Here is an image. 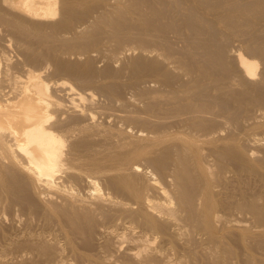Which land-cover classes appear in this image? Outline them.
<instances>
[{"label": "bare ground", "instance_id": "bare-ground-1", "mask_svg": "<svg viewBox=\"0 0 264 264\" xmlns=\"http://www.w3.org/2000/svg\"><path fill=\"white\" fill-rule=\"evenodd\" d=\"M5 1H6V3L8 2L10 6H12L13 8L16 9V10L14 9L15 10L14 12H17L16 15H17L18 19L16 17V20H15L14 19L15 16L10 15L11 18L13 17V19L15 21L14 22L12 21L13 23L11 21H8L9 25L7 24V21H5L6 24H4V25H6V28L8 26L10 28V30L13 31L14 37H16V41L15 40L14 41L17 42L18 46L17 45L16 46L19 47L20 50H18L19 55H18V51L16 52V54H15L16 57L13 56L14 54L10 56L6 50L7 49L6 46H9V44L8 43H5V44L2 43L3 47L0 46L1 47L0 48V65H1L0 68L2 67L1 63H3V65L5 64L4 66H7L6 68H8V69L12 70V68H13V70H14V67H15V69L18 68L21 71L19 70L20 74L18 73L19 71L17 72V75L14 78L13 86H12L11 90L8 91V90L0 89V220H2V221L3 220H9L10 221V219L7 215V214H9L12 217V221L16 222V223H14L11 221L10 225L12 226L13 225L12 223H14L16 225L19 223V225H17V227H19V226L20 227H19V229L14 228V231H9V230L3 231L4 229L6 230L8 228H4L2 226V229L3 228L4 229L2 230V232L0 230V260H3L5 255L9 256L8 255V253H9L10 255L12 254V258H14V259L9 260L8 259L9 257H8L7 260L8 261H17V262H20V264H22L21 261L24 259L30 260V258L32 257L31 259L33 260L34 256H35L34 257L35 261L37 259L36 256H45L47 258L49 257L53 264H63L65 262V259L69 258L68 264H70L69 263L70 262L69 260L71 259L70 255L74 254V256H77V255H75V253L81 251L79 249L80 247L78 248L76 246V244H77L76 241L78 242L79 239L76 240L75 232L73 231V224H75V221L73 222V219L80 218V216L82 218V216H84L85 218L87 217L86 218L87 221L84 220V222L86 221L87 225H88V222H89V224L93 223L94 219L96 220L94 223H96L98 220L100 221V224L97 223L98 228H99V229L97 228L98 229L97 235H99L98 240L99 239L102 240L105 237H108L109 234H111V235L114 234V236L117 235L118 236L117 238L121 241H123V240L126 241L128 238V240H129L128 243L130 242L128 245H130V246L127 249L130 252H128V251L127 252L130 255H132L134 257V259L136 258L135 260L138 261L139 264H152L154 261L156 262L159 259V257L164 259L162 261L163 264H164V262L169 263V262H172L173 260H177V262H178V259L180 260L181 257H184V259L182 258L183 260H180L181 262L184 260L186 261L185 256H187V251H184V248H186L187 245H185V243H187V240L188 241L190 240L189 242L191 244L194 243L191 241V239L189 237H188L189 238L188 239L187 238L188 235H186V231H187L186 227L188 225L191 226V224L189 223L190 221L196 220V221L200 222L201 228H200V226L199 227L197 226L199 223L197 225H196L195 221L193 223H195V227L197 226L198 228L201 229V230L199 229L200 231L204 230V232H205V234H207V236H209V237L211 236L212 237L211 239L215 238V234L219 233V230H218L219 228L225 226V225L222 226L223 225L222 221H224V219L221 220L222 210H220V209L223 206L221 208H218L219 205H221L220 202L224 203L221 201V196H222L221 190L222 189L219 187V184H218L219 182L217 181V175H216V168H218L217 167L218 165H216V164H219V162L216 163L217 162V161H215L216 157L214 158L215 153H216L215 156H218V155L221 156L223 153L220 154L221 153V151H220L218 154L216 151V146L218 145L217 140L219 139V136L217 134V131L219 132V130H218L219 126H218V128H217V126H214L215 125L214 121H215V123L218 122V124H219V121H217V120H219L218 118L220 117L219 115L221 113L218 114L219 108H218V112H217V104L223 103L224 101H222L223 98H221V96L218 93H219V89H221L223 87L226 88V84L228 83L227 77H226L227 82H226V80H224V78L222 79L223 76L220 77L214 73L213 74L215 76L214 75L210 76V74H209V76H207L208 79H205L206 77L203 78L204 76L203 77L201 76V78H200V75H204L207 71H205V73L203 74V71H201V68H200V70H198L196 72L193 71V73H191V71H189V72L187 71V73H186L185 70L190 69L187 67L189 64H184L185 61L183 63L182 60H180L178 58V56L177 57L175 56L174 58H169L167 56L168 53L167 54L163 53V51H164L163 48H162L163 49L162 52H158L156 49H152L153 47L150 48L151 50L147 49V50H150L148 52L156 54V55L155 54H153V55H155V58H158L157 61L163 55L161 57V60L162 61L164 60L163 62H165V59H162V58H164V56L166 55L165 57L167 60L176 63V64L173 63V66L171 65V67L174 68V69L173 68L172 69L175 72L176 71L179 72L178 69H180V68L181 69L186 68L185 70L182 71L183 75H180V74H177V72L176 73L174 72V74L176 76H178V79H176V80H175L176 77H173L174 75L170 74V76L168 77L166 75L167 73H163V75L164 74L166 75V77H167V78L165 77L166 79L162 78V80H161V76H159V75L158 76L155 75V76L157 78L159 77L160 79H155V80L150 79L151 81L160 85V87H159V85L152 84L156 87L158 86V88H159V89H157L158 96L161 98L164 97V99H166L170 102L172 101L173 107H174V104H176V105H177V103L181 104V110L178 108L180 112L175 111L176 109L174 110V108H175L174 107L173 110L177 114H174L172 117L170 115H166V114H165L166 116H164L163 114L167 113L171 109H169L168 107L166 108V106L165 107L162 106V108H163V111H162L163 116L162 117L163 118L160 116L162 119L161 120L162 124H160L161 127H159L158 129L155 127V130L151 129L152 132H150L148 134H147L148 129L147 130L144 129L147 132L144 133V135L142 134L143 136H141V134L136 133V134H138L139 139L138 138L134 139L133 137H129L130 131H128V128H127V131L129 133H127V134H129V136H128L129 140L127 138H125L124 136L127 135L126 134L127 131L124 128H126V126L124 128H122L123 130L118 129L117 132L121 131V136H123L122 132H123V134H125L123 137L126 139V141L123 139L122 144H123V146L125 145L126 147H124L122 149H125V148L126 149L122 150V151L118 150V151L113 152L111 150H108L109 148L106 149L107 147L106 148H103V147H105L107 145L112 146L113 144H115L112 141H114V142L118 141L117 139H116L117 141L111 140V139H113L114 136H118V135L113 134V133H117V132L113 129L112 126H111L112 131L109 130V129H111L110 127L108 129L109 132L104 131V130L106 129V127L108 128V126H105V125H108L107 123L110 121V118L113 115V113L115 114L114 110L117 108L113 109L110 106V108L114 112L112 110L111 111H107L104 109L101 110V108L104 107L103 104L105 102H107L108 100L102 103V101H104L106 99L103 97L104 98V100H103L102 98L99 97L100 95L104 96V95H111L110 93L113 94V92L108 91L107 90L108 88H106V85H108L110 83V81H109V83L108 82L105 83V81H108L109 78H107L108 80H106V77H104L105 81H103L104 79L102 78V76H104L103 74L105 73L106 69H108L110 67H109V65H107L108 64L107 63L105 65V67L103 65L101 66V67H103V69L102 68L100 69L99 67H98V69H96V68L93 69L94 68L93 64L95 63V60L98 63L97 58L99 57L98 56L99 54H101L102 57L101 56L100 57L103 58L104 60L107 59L108 60L107 62L110 61V62H114V63L116 62L117 63V62H119V60L123 59L127 55L130 57L131 55H129V54L131 52L134 53V51H136L134 49V47L125 46V47H123L124 49L121 47L122 51H120L119 48H117L118 50H115L116 47L114 48V46L119 45L121 41H119V44H118V42H116L117 40H114L117 43L114 45L115 42H113L112 39H114L116 36L114 37L113 35H115V34L117 35V33L113 34L114 32H112V27L108 26L110 24L107 25V23H109V22L104 23L110 29V32H109L108 31L109 29H107V27L105 26L106 27L105 29L107 30L108 35H109V33L112 32L113 35L112 34L111 35L114 38L107 36V38L109 37L110 40L104 39L103 42L101 39V42L103 44L101 43V45L99 46L98 49L96 48L97 46L92 49V50L95 49L96 53L99 52V54L97 55L98 57L95 56V54H94V57H97L94 61L92 60L94 63L92 62V64H89L86 61V63L91 65L93 68L92 67H91V69L88 68L89 70L84 71L83 73H79V72H74L72 70H69L68 68L67 69L61 68V66L56 67L57 63L54 60L56 56L52 51H51V53L49 52L50 46L49 47L45 46V47H47L46 49L49 50V51H47V53L48 52L50 54L53 53L52 56H55V57H52V56L50 57L49 56L50 54L47 56L45 53L44 54L46 56L41 54L43 56V57H41L39 55L41 50H38L37 53L35 51L33 52V50H31L32 48H30V46H32V44L34 45V43H33L34 40L32 39L33 42L30 40V38H32L33 36H29L28 39L24 37V34L29 33L31 30L35 31L34 33H38V35L39 34L42 36L44 35L47 38L50 37V39L51 38H53V39L54 38L55 39L66 38L65 40H68L69 39L68 36L70 34H72L74 36L78 35L80 37V35H83L86 32V30H91L94 25L100 24L101 21H103V20L105 21V19L106 18L108 19V17L110 15H111L110 18L113 17L115 13L114 14L112 13L114 10L111 12L112 9L110 7L112 5L109 7V6L105 5V3H103L102 5H104V6H102L100 9H98L95 13L93 11H95L96 8L95 9L91 8L92 12L94 14L89 13V14H92L90 17L79 20L78 22L77 21L74 22L73 20L75 18L72 20L68 16L71 13L70 11H69L70 13H68L69 6L74 0H5ZM76 1L78 2L79 0H76ZM178 1H180V0H177V2H176L177 5L180 4V2L182 0L180 2H178ZM190 1L193 3V5L190 4V6L192 7L191 10L195 14H197L194 11V10H196V9H194L196 6H197V11H199V13L205 12L207 14H212V16H209V15L207 16V14H206L205 15L206 17L199 14L198 16L200 17V15H201L203 17L202 18L203 20L200 18L202 21L199 22L200 21V19H199L198 22L195 21V23H198V24H194L193 21H189L191 19L189 17L191 14L189 11L190 8L188 10V8L186 7L187 10L189 11V13L187 11L189 16L185 12L187 17L189 18V19L187 18L188 19L187 21L189 23L193 22L190 24L187 23V25H189L188 28H191L190 29L191 31L193 29H196V28H200V29L202 27L206 28L205 26H207V28L210 27V29L215 30L214 25H216L215 24L216 19L221 20L222 18H223V22H224V19H225V21L226 20L231 21L230 26L236 27V31H237L239 19H237V21H238V22L236 21L237 23L233 24L234 20L236 18L230 17V15L236 14L237 16L236 15L235 16L238 17V15H239L238 13H241V12L246 13L247 11L250 10L248 5L251 2L252 3L255 2L254 0L253 1L252 0H244V1L243 0H190ZM257 1L259 2L261 0H257ZM80 2L81 1H79V3H77V4H82ZM85 2H87V1H85ZM93 2H94V0H93ZM147 2H149V1H147ZM173 2H174V0H173ZM87 3H88V5H86V6H88V7H90L92 5V3H91V5L89 6V2H87ZM101 3H100V5H101ZM157 3H159V2H157ZM196 3H198V4L196 5ZM259 4H261V3H259ZM73 5H75V4H72V6ZM93 5H95V4H93ZM168 5H170V4H168ZM250 5H252V4H250ZM254 5H257V4L253 3L252 6H254ZM76 6H78V5H76ZM81 6H84V5H81ZM121 6L122 5H120V7ZM133 6L134 5H132V7ZM185 6H187V4ZM261 6H262V4H261ZM74 7H72V9ZM78 7H80V5ZM115 7L116 6H114V8ZM152 7L153 6H151V8ZM171 7L172 6L170 5V8ZM85 8H82L81 11L83 9L85 10V12L87 11V9L89 10V8H87V9H85ZM155 8H153V10H155ZM180 8H181V5H180ZM180 8H178V9H180ZM255 9L258 10V8H255ZM261 9H262V7H261ZM2 10H4V9H2ZM2 10H0V12ZM70 10H71V8H70ZM115 10L117 11L118 9H115ZM123 10H125V9H123ZM176 10H177V8H176ZM120 11H121V9H120ZM183 11H185V9ZM261 11H263V9ZM74 12L76 13V10ZM252 12H254V15H255L256 10L254 11L252 9ZM73 13H71V16H73ZM75 13H74V15H75ZM77 13L79 15V11ZM176 13L178 14V11H176ZM181 13H183V12H181ZM8 14H9V12L5 15L8 16ZM80 14H82V13H80ZM86 14H88V13L86 12ZM132 14H135V13H132ZM151 14H152V12H151ZM179 14H180V12H179ZM195 14H193L194 17L196 16ZM261 14H260V18L262 16ZM78 15H76V16H78ZM123 15H122V17H123ZM142 15H143V13H142ZM182 15H185V14L183 13ZM254 15H253V17H254ZM257 15L258 14L256 13L255 16L257 17ZM2 16H4V14ZM2 16L0 14V18ZM115 16L117 17V15H115ZM246 16H248V15H246ZM251 16H252V14H251ZM251 16H248V18L244 17L242 24L246 23V24H248V26L249 25L251 26V23H252V25L255 26V28H256L257 27L256 25L259 23L256 21V19H258V18L254 17V20H255L254 21V20H252ZM73 17H75V16H73ZM159 17L160 16H158V20H159ZM8 18L10 20H13L10 17H8ZM19 18L21 19L20 20L21 22L19 21ZM123 18H125V16ZM240 18H242V17H240ZM260 18H259V20H260ZM9 19L6 18V20H9ZM112 19H115V18L113 17ZM112 19H108V21L110 20V23L112 21L114 22L115 20H112ZM116 19H118V18H116ZM261 19L263 21H260V22H264V18H261ZM154 20L157 21L156 19H154ZM165 20H163V21H165ZM174 20H175V18H174ZM2 21H3V19H2ZM118 21L119 20H117V22ZM182 21H183V19H182ZM133 22H134V20H133ZM151 24H154V23L151 22ZM173 24H174V22H173ZM10 25H11V27H10ZM100 25H103V23H101ZM112 25H113V23L111 24V26ZM116 25H113V26H116ZM144 25H145V23H144ZM161 25H163V24H161ZM240 25H239V28H240ZM243 25H242V27H243ZM258 25H260V24H258ZM91 26H92V28H91ZM96 26H94V28ZM133 26H135V25H133ZM175 26H177V25H175ZM250 26H249V28H250ZM89 27H90V29H88ZM97 27L99 28L100 26H97ZM103 27H104V25H103ZM126 27L127 26L125 25L124 28H126ZM227 27H229V26L227 25ZM261 27H263V26H261ZM100 28L102 29V27H100ZM120 28H122V26L119 27L118 30H116V31H120L119 30ZM99 29H97V30H99ZM101 29H100V31H101ZM114 29L115 28H113V30ZM153 29H154V25H153ZM162 29L163 28H161V30ZM172 29H174V28H172ZM251 29L254 30L253 27L250 28V30ZM106 30L103 31V29H102V32H106ZM123 30L126 32L125 29H123ZM123 30H121V31H123ZM128 30H130V29H128ZM136 30L137 29H135V31ZM262 30L263 29L258 31L255 29V31H253V32L251 30L250 32H252L253 37H249L248 39H246L248 42L247 44L251 45V47L254 48L255 50H259L261 47H264V33H261ZM180 31H181V28H180ZM191 31L188 33H192ZM204 31H202V32H204ZM92 32H94V29L92 30ZM125 32L124 33L122 32L123 35H125ZM132 32H131V34L135 33V32H133V33ZM165 32H166V29H165ZM193 32H196V31H193ZM240 32H241V30H240ZM89 33H91V31ZM122 33H121V35H122ZM158 33H160V32H158ZM197 33H199V32H197ZM210 33L213 34V32H209V33L207 32V34H208L207 38L208 39H205V40H208L211 43V42L215 41V37H214L215 35L211 34V36L214 37V41H212L213 37L209 38ZM93 34H94L93 36H95V33H93ZM97 34H99V33H97ZM102 34H100V35H102ZM30 35H33V34H30ZM40 35H39V37H42ZM121 35L119 37H121ZM128 35H129V31H128ZM192 35H194V34H192ZM223 35H225V34H223ZM74 36H72V37L74 39H77V37H74ZM84 36L85 35H83V37ZM93 36H90V37L92 38ZM136 36H138V35H136ZM151 36H152V34H151ZM246 36L248 37V35H246ZM39 37L37 36L38 39H39ZM83 37L81 38V40L83 39ZM90 37H89V39H90ZM95 37H97V36H95ZM117 37H118V35H117ZM10 38H11V36H10ZM139 38H140V36H139ZM185 38H187V37H185ZM205 38H206V36H205ZM38 39H36V40L39 43L41 41V38L39 40ZM44 39L46 40V42L47 41L50 42L49 38H48V40L46 38H43L42 40H44ZM53 39H52V43L55 42V43H57V46H58L59 43L56 42V40L53 41ZM86 39H87V37H86ZM218 39H221V38H218ZM118 40H119V38H118ZM190 40H191V38H190ZM197 40H194V41H197ZM7 41H8V39H7ZM63 41L64 40H62L61 42H63ZM84 41H86V40H84ZM87 41H89V40H87ZM126 41H127V39H125V42ZM131 41H133V40H131ZM142 41H145L143 39V37H142ZM151 41H153V40H151ZM184 41H186V40L184 39ZM201 41H203V39ZM217 41L218 40H216L215 42L217 43ZM37 42L35 41V43H37ZM59 42H60V39H59ZM67 42L68 41H66V43ZM78 42H82V41L79 40ZM78 42H76V43H78ZM128 42H130V40ZM135 42H134V44L136 45ZM192 42H191V44H192ZM218 42H220V40ZM71 43L72 42H70V43L68 42L67 44L70 45ZM122 43H124V42H122ZM122 43H121V45H122ZM187 43H189V42H187ZM202 43H204V42H202ZM202 43L200 42L201 45H202ZM210 43H209V45H210ZM222 43H224V44H222ZM222 43H220V44L221 45L229 44V41L226 43H225V41H223ZM42 44L45 45L46 43L45 44L42 43ZM94 44H95V41H94ZM94 44H91V45H94ZM146 44H148V42ZM212 44L213 43H211V45ZM43 45L41 46V42H40V45L37 44L38 49H42ZM50 45H53V44H50ZM60 45H61V43H60ZM62 45L65 46L64 43ZM62 45H61V47H63ZM77 45H79V44H77ZM145 45L143 47H145ZM209 45L205 44L204 47L209 48L210 47ZM255 45H257V46H255ZM39 46H41V47H39ZM169 46L171 47V45H169ZM34 47H36V46H34ZM54 47H55V45H54ZM212 47H214V46H212ZM224 47L226 48V46H224ZM248 47L249 46H247V48ZM64 48L65 47H63L61 49L63 50ZM66 48H65L66 51L70 50V49H68L69 46ZM74 48L75 47L73 45V48H71V49H74ZM76 48H77V46H76ZM229 48H231V47H229ZM33 49H35V48H33ZM50 49H52V48H50ZM78 49H79V47H78ZM87 49L90 50L91 48H87ZM87 49L83 48L82 50L86 51ZM96 50H98V51H96ZM235 50L236 49H234V51H233L234 53H233L231 59L233 58V56L235 57V59L237 61V69L240 71L239 75L238 74L236 75V73H238V72L235 71L236 72L235 76L238 78L241 74V80H243L244 82H250V83L255 82V84H253V83L252 84L257 85V87H259L258 84L260 85V84L264 83L263 82L264 79H263V81L261 79V78H264V66L262 67L260 65V64H262L261 62H263V64H264V51L261 52L262 56H261V53L259 54L260 56L259 55L257 56V55H255V53L253 55V52H255V50L254 51L252 50L253 52L251 53V56L253 55V57H249L248 54L246 55L245 52L240 51V48H239V50H236V51ZM248 50H246V51H248ZM43 51H44V49L42 50V52ZM55 51H56V49L54 50V52ZM64 51H63V54L66 53V51L65 52ZM71 51L73 52V50H70L69 53ZM76 51L77 50H75V52ZM78 51L80 52V50H78ZM141 51L142 50H140V52ZM224 51H226V50H224ZM45 52H46V50H45ZM57 52H58V54H59V52L61 54L62 51L58 50ZM212 52L210 51V53H212ZM250 52H248V53L250 54ZM76 53L78 54V52H76ZM86 53L80 52L79 53V54H81L80 57H83L82 54L85 55ZM89 53H91V52H89ZM136 53L137 52L134 53L135 56L137 54L140 55L139 53H137V54ZM145 53L146 52L144 50L143 55ZM75 54H74V56H75ZM146 55H149V54L146 53ZM171 55H169V56H171ZM174 55H175V53H174ZM225 55L228 56L229 54H225ZM69 56L71 57L72 55L70 54ZM86 56H85V59L86 58L89 59L88 53L86 54ZM182 56L183 55H181V57ZM188 56H189V54H188ZM230 56H231V54H230ZM255 56H257V57H255ZM58 57H61V56H58ZM62 57H63V55H62ZM64 57H63V59H64ZM66 57H68V55ZM70 57H69V60H70ZM76 57H77V55H76ZM76 57H75V59H76ZM131 57H130V59H131ZM171 57H173V56H171ZM223 57L221 56V58H223ZM52 58H54V59H52ZM152 58H154V57H152ZM175 58H177V59H175ZM221 58H219L220 62H221ZM60 59L62 60V58H60ZM90 59H92V58L90 57ZM134 59H135V57H134ZM77 60H79V59H77ZM100 60L102 61V59H99V61ZM125 60L126 59H124V61ZM187 60H189V59H187ZM212 60H213V58H212ZM225 60H227V58ZM232 60H234V58ZM56 61L58 62L59 60H56ZM65 61H67V60H65ZM160 61L157 63L159 64ZM236 61H235V63H236ZM70 62H73V61H70ZM172 62H169L168 65L171 64ZM120 63H123V61ZM154 63H153V65H154ZM231 63H230V65H231ZM68 64L71 65V63H69V62L67 63V65ZM101 64H104V63H101ZM206 64H208V62ZM209 64H211V63H209ZM61 65L63 66V64H61ZM74 65L75 64H73V66ZM89 65H87V67H90ZM95 65H96V63H95ZM153 65L151 67H153ZM168 65H166V68L168 67ZM227 65H228V63H227ZM82 66H84V65L82 64ZM114 66L111 67V69L114 68ZM116 66H117V68L119 67V65H116ZM116 66H115V68H116ZM135 66L136 65H134L133 68ZM193 66H194V64H193ZM260 66L263 68L262 70H260ZM54 67H55V69H54ZM59 67L61 69H58ZM65 67H66V65H65ZM75 67H76V65H75ZM78 67L80 68L81 66H78ZM123 67H124V65H123ZM130 67H129V69H131ZM163 67L165 68V66H163ZM126 68H128L127 65H126ZM140 68H141V66H140ZM140 68H139V70H140ZM162 68L159 67V69H155V70L157 71V73H161L160 69L162 70ZM116 69L114 70L115 72L113 71L114 73L113 72H111V73H113V76L117 77L119 74L117 75L118 70H116ZM147 69H148V67H147ZM172 69H171V71H172ZM234 69H236V68L234 67ZM17 70H15V71H17ZM126 70L127 69H125V71ZM155 70L153 69L152 71H155ZM107 71H106V73H107ZM141 71H142V69H141ZM169 71L170 70H167V72H169ZM229 71H231V69ZM80 72H82V71H80ZM122 72H124V70H122ZM147 72H148V70H147ZM162 72H163V70H162ZM209 72L212 73L211 71H209ZM131 73H132V71H131ZM157 73H155V74H157ZM233 73L234 72H232V74ZM101 74H102V76H101ZM184 74L185 75L188 74L187 79H185V77L183 78ZM163 75H162V77H163ZM95 76H99L103 80H100L99 78L97 79V77L95 78ZM116 77H113V78H116ZM133 77H134V75H133ZM232 77L233 76H231V78L229 77L230 83L235 84L238 79L236 77H233V78ZM113 78H111L110 80H113ZM259 79L263 83H260ZM125 80H127V79H125ZM115 81H117V80L114 79L113 82H115ZM118 81H119V79H118ZM145 82H147V80ZM145 82H144V84H145ZM237 82H239V83L242 82V81L240 82V77H239V80ZM244 82H242L243 83L242 85L245 87V84L247 85V83L244 84ZM130 83H132V82H130ZM195 83H196V85H193ZM112 84H111L112 88H113L114 84L117 86L116 83H112ZM119 84H122V83H118V86H121ZM138 84H140V83H138ZM108 86L110 87V85H108ZM136 86L140 87L139 85H137V83H136ZM232 86H234V85H232ZM235 86H236V84H235ZM249 87H251V84ZM261 87H263V86H261ZM143 88L141 87V89L139 88L138 90H142ZM233 88H231V89H233ZM135 89H137V88H135ZM228 89H229V86H228ZM242 89H244V88H242ZM251 89H249V90L251 91ZM114 90H115V88L113 89V91ZM120 90H121V88H120ZM138 90H136V91H138ZM155 90L153 89L154 92H155ZM252 90H256V89H252ZM123 91L121 92V94L123 93ZM119 92H116V93L118 94ZM139 92L141 93V91H139ZM144 92H147V90H145ZM238 92H240V91H238ZM146 94L147 93H144V95H146ZM148 94H149V92H148ZM114 95L117 96L116 94H114ZM114 95L112 97H115ZM141 95H139V96H141ZM112 97L108 96L107 98L112 99ZM143 97L144 96H142V98ZM255 97H254V99H255ZM161 98H159V99H161ZM219 98H221L222 102L220 101ZM122 99H124V98H122ZM244 99H247V98H244ZM251 99H252V97H251ZM115 100H117V99H114V101ZM249 100H250V97H249ZM117 101H115V102H117ZM247 101H248V99H247ZM109 102H110V100L108 101V104H109ZM156 102L157 101H155V103ZM110 104H112V103H110ZM115 104H118V102ZM115 104H113V105L115 106ZM161 104H162V102H161ZM109 105H108V107H109ZM119 105L120 106H118V107L122 108L121 106L124 105V103H122V105L121 104H119ZM129 105L130 104H128V107H129ZM177 107H178V105H177ZM129 108L128 109L131 110V107H129ZM123 109H126V108L120 109V112ZM105 112H107V113H105ZM127 112H130V111H127ZM123 114H125V113H123ZM129 114L125 115V116L128 117ZM131 114H132V112H131ZM133 115H134V113L132 114V116ZM141 115H143V114H141ZM144 115H143V118H144ZM258 115L259 116H256V117H261L264 114L260 115L258 113ZM120 116H122V115L120 114ZM169 116L171 118V119L169 118L170 120L168 119ZM194 116L197 117V119H198V117H201L202 119L200 118V120L204 119L202 121V123L205 122L206 120H207V122H208V120L211 122V120L213 119L214 121H212L213 122L212 127H210V128L204 127L203 128V126L205 125L206 122L204 124H202L203 126H201V125H199V121L197 119L192 118ZM101 117L103 119H101ZM114 117H115V115L113 116V118ZM135 117L136 118L138 117V119H139L138 121H140V119L143 121V119L141 117L139 118L138 114H137V116L135 115ZM153 117H154V120H156V116H153ZM122 118H124V117H122ZM133 118H134V116H133ZM173 118H175V119H173ZM125 119L128 120L126 117H125ZM131 119H132V117H131ZM132 120H135V119H132ZM158 120L159 119H157L156 122ZM114 121L116 122V120H114ZM142 121H141V123H142ZM146 121L148 123L152 122V120L149 122L148 119ZM145 122L143 121V123H145ZM154 122H153V124H154ZM159 122L160 121H158V123ZM111 123L112 124H109V126L114 125L113 122H111ZM116 124H118V123H116ZM208 124L206 123V125H208ZM146 125L145 126L143 125V126L146 127ZM157 125L158 124L153 125V128H154V126H157ZM162 125H163V127H162ZM210 125H211V123H210ZM150 127H148V128H150ZM124 130H125V133H124ZM135 131L137 132L136 129H135ZM102 132L103 133L107 132V134L108 133L110 134V132H111V134H113V137L111 134H110L111 136H107L105 134L109 138L112 137V138H110V141L113 143L112 145H110V143L107 142L109 138L108 139L105 138L106 140H104V138H102V139L98 138V142L100 141L101 144L103 143L100 146H103V147L102 148L97 147L99 145H96L97 143L95 141L96 140L95 137H100V138L106 137ZM133 133H135V132H132V134ZM102 134H103V136H102ZM136 134H134V135H136ZM97 135H99V136H97ZM118 137H115V138H118ZM134 137H136V136H134ZM130 138H132V139H130ZM221 138H222V136H221ZM259 138H258V140L260 141ZM121 139H119V141ZM118 144H120V143H118ZM118 144H115V145H118ZM115 145H113V146H115ZM113 146L110 149H112V150L114 148L119 149V147H120V146L119 147L117 146V147L113 148ZM121 147H122V145H121ZM121 147H120V149H121ZM218 149H219V147H218ZM98 152H100L101 156H99L97 154ZM244 159L246 160L245 157H244ZM216 160H218V159L216 158ZM143 162H145L144 164H146L148 162L149 165H151V169L149 168L150 166L149 167L144 166ZM108 165L109 166L111 165L110 169H109V167H107ZM251 171H252V169H251ZM96 173L100 174V177L102 175L101 178L104 180V183H103L105 186L104 189L101 187L98 188V181L99 180H97V174ZM8 175L10 176V178H8ZM11 175L12 176L14 175L13 177L16 178V180H15L16 182L22 183L26 187H27V185H25V184H28V186H29L28 188H30V187L32 188V194L30 191V194H28V196H29V198H31V195H32L36 199L35 200L36 205L33 206V203H31L34 209L32 208L31 205L26 206L23 203V201L26 200L25 196L24 197L22 196L23 193L21 191H23V190L20 191L18 188L12 187L13 185L12 186L10 185L8 180L11 179V177H12ZM4 176H6V177H4ZM100 177L98 176V178H100ZM6 178H8V179H6ZM218 178L220 179V177H218ZM13 180H14V178L11 181H13ZM79 180L85 181L86 183H89L90 187H92L93 190L91 188L87 191L82 192L83 190L81 191L80 188H78L79 186L77 187V183L79 182ZM15 181H13V182L15 183ZM80 182H79V185H80ZM19 183H18V185L20 186ZM22 184H21V186H23ZM220 186H221V184H220ZM24 194H25V192H24ZM27 200H29V199H27ZM30 200L32 201V199H30ZM30 200L28 202H31ZM222 205H224V204H222ZM237 205H239V204H237ZM35 206L37 207V209L35 208ZM257 210H260V209H257ZM35 217L39 221L41 220V222H43V223L40 222L39 225L42 226V224L43 225L45 224L44 227L37 229L36 226H38V225L35 224L36 225V226L34 225V227L36 228L35 229L32 226L31 222ZM229 218L231 219V217H229ZM218 221L222 222V223L220 222L222 224L221 226H220V224L218 225ZM225 221H227V220H225ZM235 221H237V220H235ZM72 222H73V224H72ZM4 223H6V221H4L3 224ZM7 223H10V222L7 221ZM21 223L23 224V226H21L22 225ZM34 223H38V222L34 221ZM1 224H2V222H1ZM86 224H85V226H86ZM216 224L218 226V229H217L218 232L214 233V229L216 231V228H215ZM225 224H226V222H225ZM116 225H118V226H116ZM80 226L81 225H79V226L76 225V227H78L79 230L81 229ZM192 226H194V224ZM192 226L190 227V229L195 230L194 227L192 229ZM229 226H232V225H229ZM241 226H242V224H241ZM8 227H10V226H8ZM13 227H12V230H13ZM38 227H40V226H38ZM242 227H244L246 229V226L243 225ZM190 229H189V233H190ZM227 230L228 229H226V232H227ZM248 230H246V231H248ZM243 231H241V233ZM204 232H202V233L200 232V233L204 234ZM226 232H224V233H226ZM227 233H230V232H227ZM198 234H197V236H198ZM246 234H247V232H246ZM262 234H264V233H262ZM190 235L191 234H189V236ZM219 235H221V233ZM234 235H235V233H234ZM243 235H245L244 232H243ZM243 235H240V233H239L238 238L240 236V239H242V240H244L246 238H248L247 240H249L250 237L245 238V237H243ZM249 235L250 234L248 233V235H245V236H249ZM191 236H193V234ZM197 236H194V237H197ZM205 236H204V242L206 239ZM218 236H216V238ZM229 236H231V235H229ZM258 236H256V237L258 238ZM198 237L197 238L199 240L203 239L201 236H198ZM209 237H207V239ZM251 237H252V235H251ZM197 238L195 240L194 245L197 243L196 242ZM216 238L213 240L210 239L213 243L211 241H209L213 244L214 248L212 249L209 246H207V248L208 247L210 248V250L208 248L210 254H211L210 251L214 250L213 252L218 253L219 256L217 254L215 255V253H214V255H211V256H214V258H213L214 260L212 259L213 262L211 261V259H209V260L213 264H214V261L217 260L216 261V263H217L218 258H215V257L218 256L220 259L219 262L220 261L223 262V260H224L225 262H227V264H230L231 260H228L230 258L227 259L229 261V263H228V261L226 260V256H225L228 253L227 254L225 253L226 251H225L224 244H227V243L223 242V240H226L227 238L224 237L225 239H223V237H222V239H223L222 240L223 243L221 242L222 244H220V242L218 244V241H220L221 238L218 237L219 238L218 240ZM234 238H235V236H234ZM261 238H262V235H261ZM192 239H194V238H192ZM207 239H206V241L208 242L209 239L208 240ZM228 239L226 240V242L228 241ZM100 240L98 241L99 242L98 245H100V243H101ZM105 240H102V242L105 243ZM234 240H236V239H234ZM242 240H240V243ZM247 240H245V241H247ZM259 241H261V240H259ZM111 242H113V241H111ZM200 242H201L200 245L202 246L201 248L205 249L203 251L204 254L207 255L208 252L206 253V251H208V250H206L207 249V248H205L206 245H204L206 242L203 244L205 247H203V245H202L203 240L202 241L200 240ZM235 242H237V241H235ZM242 242L245 244L244 241H242ZM106 243H108V242H106ZM109 243H110V241H109ZM123 243H122V247H123ZM261 243H260V245H261ZM61 244L63 247H61ZM169 244L172 246L174 245L175 247L174 248L172 246L169 247ZM187 244L189 245V243H187ZM206 244L209 245V243H206ZM248 244H249V242L247 243L246 246L245 245L244 246L250 247L251 244L250 245H248ZM77 245H80V244H77ZM109 245H111V243ZM194 245H193V247H194ZM197 245L199 246L198 243H197ZM218 245H222L224 247V250L221 251L222 248L220 249L219 248L220 246L218 247ZM238 245L240 246V244H238ZM113 246L114 245H112V247ZM118 246L120 247L121 244H119ZM118 246L116 244V248ZM263 246H264V244H263ZM50 247L52 248V250L51 251L47 250V248H50ZM65 247H68V249L70 247L71 251H68V253L72 252V253H70L69 256L67 255L68 256L67 258H66V253H65L67 251H66ZM122 247H121V249H119V251L123 249ZM176 247H177V249H176ZM178 247H181V248H178ZM191 247L188 246V250L190 249V251H191ZM227 247H228V245L226 246V248ZM245 247H244V249H245ZM104 248H107V247L104 246ZM116 248H114V249H116ZM169 248H173L175 250H173V249L170 250ZM199 248H200V246H199ZM229 248L230 247H228V249ZM231 248H233V247H231ZM236 248H235V251L238 250V249L236 250ZM101 249H103V248H101ZM107 249L109 250V248H107ZM241 249H242V247H241ZM45 250H47V251H45ZM126 250H124V251H126ZM195 250H198V249L192 248L191 253H193ZM246 250H247L246 252L248 254L245 253V250L243 252L246 254L244 256L247 257V256H249L250 252H249V248ZM95 251H97V250H95ZM119 251H118V253H119ZM190 251H188V253ZM91 252H90V254L84 253L83 256L86 255V257H83L80 253V257L81 256L83 257V263L82 264H88V263H84V261H86L89 258L87 256H90ZM112 252H113V250H112ZM116 252H117V250H116ZM184 252L186 253V255H183ZM196 252L198 253L199 251H196ZM234 252H233V254L237 253V252L236 253H234ZM110 253H111V251H110ZM110 253L109 252L106 253V251H105V254L104 253H102V254L107 255L109 257L110 255H108V254H110ZM113 253L111 255H112V257H115V259L113 258L114 260L120 259L119 254H118L119 258H116L117 253H116V255H114L115 253L114 254ZM202 253L200 252V254H196V255L189 254L191 256L189 257V255H188L187 257L191 258L192 256L193 257L197 256V255L201 256ZM230 253L231 252H229V254ZM76 254H78V253H76ZM102 254H100L101 256L98 254L99 257L103 258ZM124 254H125V252H124ZM174 254H176L180 258L176 257ZM204 254H203V256H204ZM233 254L231 253L230 255H233ZM122 255H123V253H122ZM130 255L129 256L127 255L128 258L130 257ZM173 255L176 258H174ZM228 255H227V257H228ZM199 256H198V258L196 257V259L195 258L193 259L194 264H197L195 261L197 259H201V260H199L200 263L202 262L204 264L205 261L202 259H204V257H207V256H204V257L203 256L199 257ZM208 256H210V255H208ZM45 257H43V258H45ZM122 257L120 259L121 261L119 260L120 263L122 262ZM246 257H245V259L248 258L247 260H249L251 258V256H250V258L249 257L246 258ZM43 258H42V261H43ZM94 258H96V260L100 259V258L97 259V257H94ZM126 258L127 257H125V259ZM221 258H222V260H221ZM5 259H6V257H5ZM18 259H19V261H18ZM72 259L75 260L74 258H72ZM89 259L90 260H87V261H90V263H91L92 258H89ZM113 259H112V261H113ZM125 259H123V264L125 263V261H126V264L127 263L129 264L130 261H127L129 259H127V260H125ZM134 259L130 258V260H132V261ZM259 259H261V258H259ZM263 259L261 261L260 260L259 261L262 262ZM29 260L27 261L28 263H29ZM46 260H48V259H45V261ZM96 260H95V262H96ZM102 260L103 259H100V262ZM191 260L192 259H190V260L188 259L189 262ZM205 260H206V258H205ZM51 261H48V262H51ZM80 261H82V260H80ZM109 261H111V260L109 259ZM250 261H253V258H251ZM23 262H26V261H23ZM38 262H40V258H39ZM38 262H36V264H38ZM92 262H94V261L92 260ZM95 262L93 264H95ZM117 262H115V263L117 264ZM189 262H188V264L191 263V262L190 263ZM225 262L223 264H225ZM233 262H234V260H233ZM233 262H231V264H234ZM254 262H256V260ZM254 262H252V263H254ZM260 262H258V263L260 264ZM1 263H3V262H0V264ZM26 263H23V264H26ZM42 263H44V262H42ZM45 263H47V262H45ZM97 263H99V260ZM134 263H135V261L131 264H134ZM157 263H158V261H157ZM182 263L185 264L186 262L185 263L182 262ZM111 264H113V263H111ZM153 264H155V263H153ZM158 264H160V263H158ZM175 264H176V262H175ZM177 264H179V263H177ZM191 264H193V263H191ZM219 264H222V263H219Z\"/></svg>", "mask_w": 264, "mask_h": 264}, {"label": "rangeland", "instance_id": "rangeland-1", "mask_svg": "<svg viewBox=\"0 0 264 264\" xmlns=\"http://www.w3.org/2000/svg\"><path fill=\"white\" fill-rule=\"evenodd\" d=\"M75 1V2H74ZM71 4H70V6H69V9H68V13H73L75 10H76V13L79 11V15H78V13L76 14L75 12V15H74V13H73V16H75V17H73V16H71V13L68 15L69 16V18H71L74 22L75 21H79V20H82V19H84V18H88V17H90L92 14H89V13H95L98 9H100L102 6H104V5H102L103 3H105V5H107V6H111L110 8L112 9L111 10V12L114 14V18L115 19H112L113 17H111L110 18V16L108 17V19H112V20H115L114 22L112 21L111 23H110V20L108 21V19L106 20L105 19V21L103 20V21H101V23H103V25H104V27H103V25H100V24H96L97 26H100V27H102V29H103V31H105L106 29V27H107V29H109V27H112V32H114L113 34H115V33H117V35H118V37H117V35L115 34V35H113L112 34V32L111 33H109V35H108V32H107V30H106V32H102V29H101V31H100V29L96 26V25H94V26H96L95 28H94V26H93V28H92V26H91V30H86V34L84 33L83 35H85L84 37H83V35H80V37L78 36V35H72V34H70L69 36H68V40H65L66 38H57V39H53V38H51L50 39V37H48L49 39H50V42L49 41H47L46 42V40L44 39V40H42L43 38H46L47 40H48V38L46 37V36H42V35H40V36H42V37H39V35H38V33H34L35 31H28L30 34H33V35H30L29 33H25L24 34V37L25 38H29V36H33L32 38H30V40L32 41V39L34 40V45L32 44V46H30V48H32L31 50H33V52L35 51L36 53L38 52V50H41V52H42V50L44 49V51L41 53L40 52V56L41 57H43L41 54H43L44 56H48L50 53H51V51L55 54V56H52V54H50L49 56L51 57H55V59L54 58H52V59H54L55 60V62L57 63V66L56 67H58V66H61V68H65V69H69V70H72V71H74V72H79V73H83L84 71H87V70H89L88 68H90L91 69V65H89V64H92V62L99 56H101V54H99V52L98 53H96L95 52V49L94 50H92L93 48H95L96 46V48L98 49L99 48V46L101 45V43L103 42V40L105 39V40H110L109 39V37L107 38V36H110V37H113L114 39H112L113 40V42H115L114 40H117L116 42H118V44H119V41H121L120 42V46L119 45H116V46H114V48L116 47V49L115 50H118L117 48H119L120 49V51H122V48L123 47H125V46H127V47H130V46H132V47H134V49L136 50V51H134V53L135 52H137V53H139L140 55H138L137 53V55L135 56L134 55V53L133 52H131L129 55H131L130 57H131V59H130V57L127 55V56H125L123 59H121V60H119V62H107L108 60L107 59H103V58H97V61H98V63L96 62V60H95V63H96V65H95V63L93 64V69H98V67L101 69H103V67H101L102 65L105 67V65L107 64V65H109V67L110 68H108V69H106V71H107V73H106V71H105V73L103 74L104 76H102V74H101V76H102V78L104 79H102L101 77H99V76H95V78L97 77V79L99 78L100 80H103V81H105V78L104 77H106V80H108L107 78H109V80L108 81H105V83L106 82H108L109 83V81H110V83L108 84V85H110V87L108 86V85H106V88H108L107 90L108 91H111V92H113V94L112 93H110L111 95H100L99 97L100 98H102L103 100H104V98L106 99V100H104V101H102V103L103 102H105V101H109L110 100V102H109V104L110 103H112V104H108V101L107 102H105L103 105H104V107L103 108H101V110L102 109H104V110H107V111H111L112 109L111 108H113V109H115V108H119L118 110L117 109H115L114 111H115V114L113 113V115L111 116V118H110V121L111 122H113V124L114 125H110L109 126V124H112L110 121L107 123L108 125H105V126H108V128L106 127V129L104 130V131H108V129H109V127L111 128V129H109L110 131H112V127H113V129L117 132L118 131V129H120V130H123L122 128H124L125 126H126V128H124V129H126V131H127V128H128V131H130V133L127 131L126 132V134L127 133H129L130 134V136H129V134H127V135H125V134H123V132H122V135L125 137V138H127L128 140H129V138H128V136L129 137H133L134 139L135 138H138V134H141V136H143L144 135V133H146L147 131V129H148V132H147V134L148 133H150V132H152V130L151 129H154L155 130V127L158 129L159 127H161V125L160 124H162V122H161V117L164 115V116H166V115H170L171 117L174 115V114H177L175 111H178V112H180L179 111V109L181 110V104H179V103H177V105H178V107H177V105L176 104H174V107H173V103H172V101L170 102V101H168V100H166V99H164V97L163 98H161V97H159L158 96V94H157V89H159L158 88V86L156 87V86H154V85H159V84H156L155 82H153V81H151L150 79H160L159 77L157 78L156 76H161V80H162V78H164V79H166L167 77H166V75L169 77L170 76V74L171 75H174L173 77H176L175 78V80L176 79H178V76H176L175 74H174V68L173 67H171V65L173 66V63L174 62H172V61H169V60H167L166 59V55L164 56V58H162V59H165V62H163L162 60H161V57L163 56H161L160 58H159V60L157 61V59L158 58H155V53H150V52H148V51H150L151 49L150 48H152V49H156L158 52H162L163 51V49H164V51H163V53H165V54H167L168 53V57L169 58H174L175 56L177 57L178 56V58L180 59V60H182V62L184 63V61H185V63L184 64H189L187 67L188 68H190V69H188V70H185L186 68H184V69H178L179 70V72H177V74H180V75H183L182 74V71L183 70H185L186 71V73H187V71L189 72V71H191V73H193V71L194 72H196V71H198V70H200V68H201V71H203V74L205 73V71H207L204 75H200V78H201V76L203 77V78H205V79H208L207 78V76H209V74H210V76L211 75H214V74H216L217 76H220V77H222V79L224 78V80H226V77H227V79H228V83L226 84V88H221V89H219V95L221 96V98H223L222 99V101H224L223 103H219V104H217V112H218V108H219V113L218 114H220L218 117V119L219 120H217V121H219V124H218V122H216L215 123V121L212 119L211 120V122L208 120V122H207V120L205 121L208 125H206V123L205 122H203L202 123V121L204 120H200V118L201 117H198V119H197V117H192V118H194V119H197L198 121H199V125H201V126H203L202 124H204L205 123V125L203 126V128L205 127V128H210V127H212V121H214V126H217V128H218V126H219V132L222 134H220L218 131H217V134H218V136H219V139L217 140V144L219 145H215L216 146V151H217V153L219 154V152L221 151V153L220 154H222L221 156H215L216 155V153H215V155H214V158L216 157L218 160H216V158H215V161H217L216 163H218L219 162V164H216V165H218L217 167L218 168H216V175H217V181L219 182L218 184H219V187L222 189L221 190V201L222 202H224V203H221L220 202V204L221 205H219V207L218 208H221L222 206V208L220 209V210H222V215H221V220H223L224 219V221H218V225L220 224V226L222 225V226H224V227H221V228H219L218 229V226H217V224H216V231H215V229H214V233H216V232H218V230H219V233H217L218 235L221 233V235L224 233V232H226V229H228L227 230V232H230V233H224L222 236L221 235H217V234H215V238H216V236H218L219 238H221L220 239V241H218V244H219V242H220V244H222L223 242L224 243H227V244H224V247H225V253L227 254H229V252H231L232 254H233V252L235 251V248H236V250L237 251H235L234 253H236V254H233V255H228V257H227V255H225L226 256V260L228 259V258H230V259H228V260H231L230 261V264H231V262H233V260H234V264H259L258 262H260L263 258H264V246H263V244H264V234H262V233H264V115H262L261 117H256V116H259L258 115V113L261 115V114H264V81H263V79L264 78H261L262 79V81L259 79V82L260 83H263V84H260L261 86H263V87H261L259 84H258V86L259 87H257V85H253V84H255V82L252 84V83H250V82H244L243 80H241V74H240V82L242 81V82H244V84L245 83H247V85L245 84V87L242 85L243 83L241 82V83H239V82H237L238 80H239V77L237 78L236 76H235V73L236 72H238V73H236V75L238 74L239 75V70L237 69V61H236V59H235V57L233 56V58H234V60H232L231 59V57H232V55H233V51H234V49H236V50H239V48H240V51H242V52H245L246 53V55L248 54L249 55V57H253V55H254V53H255V55H259L261 52H263L264 51V47H261L259 50H255L254 48H252L251 47V45H249V44H247L248 42H247V40L246 39H248L249 37H253V35H252V32L253 31H255V29L256 30H258V31H260L261 29H263L262 31H261V33H264L263 31H264V22H260V21H263L261 18H264V1L263 0H261V1H257V0H254L255 2H253V3H256L257 5H254V6H252L253 5V3L251 2L250 4H252V5H248V7L250 8V12L249 11H247L246 13L245 12H241V13H238L239 15H238V17H236L237 15L236 14H234V15H230V17H235L236 19L234 20V23L233 24H235V23H237L238 21H237V19H239V23H238V27H237V31H236V27H231L230 26V24H231V21H225V19H224V22H223V18L220 20V19H216V22H215V24L216 25H214V27H215V30H213V29H210V27H208L207 28V26H205L206 28H196V29H193L192 31L190 30L191 28H188V26L189 25H187V23L188 24H190V23H193L194 22V24H198V23H195V21L196 22H198L199 21V19L201 18H203L202 16H204V17H206L205 15L207 14V13H199V11H197V6L194 8V9H196V10H194L197 14H195L191 9H192V7L190 6V4L191 5H193V3L190 1V0H180V1H178V2H180V4H178L177 5V0H174V2H173V0H94V2H93V0H79V1H81L80 3H82V4H77V3H79V1L77 2L76 0H74ZM85 1H87V2H89V6L91 5V3H92V5L90 6V7H88V6H86V5H88V3L87 2H85ZM109 1V2H108ZM126 1V2H125ZM140 1V2H139ZM147 1H149V2H147ZM154 1V2H153ZM165 1V2H164ZM184 1V2H183ZM244 1V0H243ZM253 1V0H252ZM258 3H257V2ZM77 2V3H76ZM102 2V3H101ZM124 2V3H123ZM157 2H159V3H157ZM189 2V3H188ZM8 3V2H7ZM6 3V1L5 0H0V10H2V9H4V10H2L1 12H0V14H1V16L4 14V16H2L1 18H0V21L2 22H0V46L1 47H3V44H5V43H8L9 44V46H6V50H7V52H8V54L11 56V55H13V56H15L16 57V52L18 51V50H20L19 49V47H17L18 46V44H17V42H15L16 41V37H14V33H13V31L12 30H10V28L7 26V28H6V25H4V24H6V22L5 21H7V24L9 23L8 21H15L16 20V17H17V15H16V13L17 12H14L16 9L15 8H13L12 6H10L9 5V3L7 4ZM87 3V4H86ZM100 3H101V5H100ZM110 3V4H109ZM140 3V4H139ZM157 3V4H156ZM175 3V4H174ZM259 3H261L262 4V6H261V4H259ZM72 4H75V5H73L72 6ZM93 4H95V5H93ZM128 4V5H127ZM131 4V5H130ZM142 4V5H141ZM152 4V5H151ZM160 4V5H159ZM165 4V5H164ZM168 4H170L172 7L170 8V5H168ZM187 4V6H185ZM198 3H196V5H197ZM76 5H80V7H78V6H76ZM81 5H84V6H81ZM120 5H122L121 7H120ZM132 5H134L133 7H132ZM174 5V6H173ZM180 5H181V8H180ZM6 6V7H5ZM74 7L73 9H72V7ZM95 6V7H94ZM114 6H116L115 8H114ZM119 6V7H118ZM146 6V7H145ZM150 6V7H149ZM151 6H153L152 8H151ZM156 8H155V7ZM165 6V7H164ZM177 6V7H176ZM2 7V8H1ZM9 9H8V8ZM123 7V8H122ZM126 7V8H125ZM130 7V8H129ZM138 7V8H137ZM174 7V8H173ZM188 8V10H189V8H190V13L192 14H190V16L188 15V13H189V11L187 10V8ZM253 7V8H252ZM261 7H262V9H263V11H261L262 9H261ZM7 8V9H6ZM70 8H71V10H70ZM79 8V9H78ZM82 8H85V9H87V8H89V10L87 9V13L88 14H86V12H85V10L83 9L82 11H81V9ZM95 9V11H93L92 12V9ZM114 8V9H113ZM132 11H130L129 9ZM152 10H151V9ZM153 8H155V10H153ZM162 8V9H161ZM167 8V9H166ZM176 8H177V10H176ZM178 8H180V9H178ZM255 11L256 10V12H255V15H256V13L258 14L257 15V17L254 15V12H252V9ZM255 8H258V10L257 9H255ZM15 9V10H14ZM115 9H118L117 11L115 10ZM120 9H121V11H120ZM123 9H125V10H123ZM135 9V10H134ZM140 9V10H139ZM144 9V10H143ZM157 9V10H156ZM166 9V10H165ZM170 11H169V10ZM185 9V11H183ZM175 10V11H174ZM70 11V12H69ZM73 11V12H72ZM127 11V12H126ZM130 11V12H129ZM161 11V12H160ZM167 11V12H166ZM176 11H178V14H179V12H180V14L178 15L177 13H176ZM187 11H188V13H187ZM258 11V12H257ZM9 12V14H8V16L7 15H5V14H7ZM151 12H152V14H151ZM163 12V13H162ZM171 12V13H170ZM181 12H183L185 15H182L183 13H181ZM187 13V15L191 18L189 21H193V22H188L187 20L189 19L188 17H187V15H186V13ZM193 12V13H192ZM252 12V13H251ZM11 13V14H10ZM80 13H82V14H80ZM93 13V14H94ZM131 13V14H130ZM132 13H135V14H132ZM138 15H137V14ZM142 13H143V15H142ZM262 13V14H261ZM124 14V15H123ZM129 14V15H128ZM141 14V15H140ZM160 14V15H159ZM193 14H195L196 16L194 17V15ZM199 14H201L200 15V17L198 16ZM242 14V15H241ZM248 15V16H251V14H252V16H251V18H252V20H254V17L255 18H258V19H256V21L257 22H259L258 24H260V25H256L257 27L255 28V26H253L252 25V23H251V26L254 28V30L253 29H251L252 30V32H250L251 30H250V28H252L250 25V28H249V26H248V24H246V23H243L242 24V22H243V20H244V17L245 18H248V16H246V15ZM260 14L262 15L261 16V18H260ZM13 15V16H15V20L13 19V17L11 18V16ZM76 15H78V16H76ZM115 15H117V17L115 16ZM122 15H123V17L125 16V18H123L122 17ZM133 15V16H132ZM147 15V16H146ZM162 15V16H161ZM212 16V14H207V16ZM236 15V16H235ZM253 15H254V17H253ZM7 16V17H6ZM87 16V17H86ZM146 16V17H145ZM157 16V17H156ZM158 16H160L159 17V20H158ZM168 16V17H167ZM181 16V17H180ZM4 17V18H3ZM8 17H10L11 19H13V20H10ZM80 17V18H79ZM154 17V18H153ZM156 17V18H155ZM167 17V18H166ZM177 17V18H176ZM183 17V18H182ZM240 17H242V18H240ZM6 18L7 19H9V20H6ZM78 18V19H77ZM116 18H118V19H116ZM120 18V19H119ZM130 18V19H129ZM138 18V19H137ZM174 18H175V20H174ZM188 18V19H187ZM259 18H260V20H259ZM2 19H3V21H2ZM5 19V20H4ZM17 19H18V17H17ZM123 19V20H122ZM125 19V20H124ZM138 21H137V20ZM154 19H156L157 21H155ZM161 19V20H160ZM166 19V20H165ZM174 21H173V20ZM182 19H183V21H182ZM200 19V21L199 22H201L202 20ZM242 19V20H241ZM21 19L19 18V21H20ZM117 20H119L118 22L121 24H119L118 22H117ZM133 20H134V22H133ZM153 20V21H152ZM163 20H165V21H163ZM185 20V21H184ZM241 20V21H240ZM123 21V22H122ZM148 21V22H147ZM150 21V22H149ZM161 21V22H160ZM237 21V22H236ZM255 21V20H254ZM12 22V23H13ZM21 22V21H20ZM107 22H109V23H107ZM128 22V23H127ZM145 23V25H144V23ZM151 22H153L154 24H151ZM167 22V23H166ZM171 22V23H170ZM173 22H174V24H173ZM213 22V23H214ZM256 22V23H257ZM104 23H107V25L108 24H110V25H108V26H106V24H104ZM113 23V25H116V26H111V24ZM137 23V24H136ZM139 23V24H138ZM148 23V24H147ZM156 23V24H155ZM163 24V25H161V24ZM177 23V24H176ZM229 23V24H228ZM131 26H130V25ZM147 24V25H146ZM160 24V25H159ZM165 24V25H164ZM167 24V25H166ZM180 24V25H179ZM241 24V25H240ZM9 25V24H8ZM119 25V26H118ZM125 25L127 26L126 28H124L125 27ZM133 25H135V26H133ZM153 25H154V29H153ZM175 25H177V26H175ZM227 25L229 26V27H227ZM239 25H240V28H239ZM242 25H243V27H242ZM4 26V27H3ZM106 26V27H105ZM122 26V28L123 29H125L126 30V32L122 29V28H120L119 30L120 31H116V30H118V28L119 27H121ZM124 26V27H123ZM141 28H140V27ZM149 26V27H148ZM164 26V27H163ZM183 26V27H182ZM248 26V27H247ZM261 26H263V27H261ZM10 27H11V25H10ZM118 27V28H117ZM219 27V28H218ZM242 27V28H241ZM260 27V28H259ZM113 28H115L114 30H113ZM117 28V29H116ZM161 28H163L162 30H161ZM172 28H174V29H172ZM180 28H181V31H180ZM231 30H229V29ZM244 28V29H243ZM260 30H259V29ZM4 29V30H3ZM88 29H90V27L88 28ZM94 29V32H92V30ZM96 29V30H95ZM97 29H99V30H97ZM128 29H130V30H128ZM133 29V30H132ZM135 29H137L136 31H135ZM165 29H166V32H165ZM198 29V30H197ZM11 32H9V31ZM121 30H123V31H121ZM129 31V35H128V31ZM133 32H135L134 34H131V32L132 31ZM176 30V31H175ZM178 30V31H177ZM183 30V31H182ZM192 32V33H188V32H190V31ZM205 30V31H204ZM208 30V31H207ZM240 30H241V32H240ZM6 31V32H5ZM91 31V33H89ZM109 32H110V29L108 30ZM116 31V32H115ZM139 31V32H138ZM143 31V32H142ZM147 31V32H146ZM151 31V32H150ZM193 31H196V32H193ZM202 31H204V32H202ZM223 33H222V32ZM228 31V32H227ZM233 31V32H232ZM244 31V32H243ZM27 32V31H26ZM103 34H102V33ZM125 32V35H123V33ZM132 32V33H133ZM145 32V33H144ZM158 32H160V33H158ZM165 32V33H164ZM180 32V33H179ZM197 32H199V33H197ZM207 32L209 33V32H213V34L215 35L214 37H215V41L216 40H220V42H218L217 41V43L214 41V37L213 36H211V34L212 33H210L209 34V38L210 37H213V40L212 41H214V42H211V43H213L212 45H211V43L208 41V40H205V39H208L207 37ZM226 32V33H225ZM88 33V34H87ZM93 33H95V36H97V37H95V36H93L94 34ZM97 33H99V34H97ZM121 33H122V35H121ZM127 33V34H126ZM141 33V34H140ZM148 33V34H147ZM152 34V36H151V34ZM186 33V34H185ZM221 33V34H220ZM260 33V32H259ZM3 34V35H2ZM8 34V35H7ZM28 34V35H27ZM100 34H102V35H100ZM113 36H112V35ZM148 36H147V35ZM156 34V35H155ZM179 34V35H178ZM183 34V35H182ZM185 34V35H184ZM192 34H194V35H192ZM196 34V35H195ZM198 34V35H197ZM212 34V35H213ZM219 34V35H218ZM223 34H225V35H223ZM241 36H240V35ZM251 34V35H250ZM13 35V36H12ZM27 35V36H26ZM74 36V37H77V39H74L72 36ZM99 35V36H98ZM107 38H105L104 36ZM121 35V37L123 38H121V37H119ZM136 35H138V36H136ZM144 35V36H143ZM162 35V36H161ZM168 35V36H167ZM245 35V36H244ZM246 35H248V37L246 36ZM10 36H11V38H10ZM37 36L39 37V39L41 38V46L43 45L42 43H46L45 45H43V47H42V49H38V46H37V44L38 45H40V42L38 43L37 42V40L36 39H38L37 38ZM90 36H93L92 38L90 37ZM102 36V37H101ZM137 38H136V37ZM139 36H140V38H139ZM196 38H194V37ZM200 36V37H199ZM205 36H206V38H205ZM217 36V37H216ZM220 36V37H219ZM36 37V38H35ZM83 37V39L81 40V38ZM86 37H87V39H86ZM89 37H90V39H89ZM101 37V38H100ZM142 37H143V39L145 40V41H142ZM145 37V38H144ZM151 37V38H150ZM181 37V38H180ZM185 37H187V38H185ZM199 37V38H198ZM202 37V38H201ZM100 38V39H99ZM118 38H119V40H118ZM121 38V39H120ZM147 38V39H146ZM154 38V39H153ZM172 38V39H171ZM190 38H191V40H190ZM193 38V39H192ZM218 38H221V39H218ZM224 38V39H223ZM7 39H8V41H7ZM38 39V40H39ZM52 39H53V41L54 40H56V42H58L59 43V47L57 46V43H52ZM59 39H60V42H59ZM73 39V40H72ZM93 39V40H92ZM101 39H102V42H101ZM125 39H127V41L125 42ZM184 39L186 40V41H184ZM189 41H188V40ZM198 39V40H197ZM200 39V40H199ZM203 39V41H201ZM227 39V40H226ZM10 40V41H9ZM15 40V41H14ZM62 40H64L63 42H61ZM77 40V41H76ZM82 41V42H78V41ZM84 40H86V41H84ZM87 40H89V41H87ZM130 40V42H128ZM131 40H133V41H131ZM139 40V41H138ZM149 40V41H148ZM151 40H153V41H151ZM160 40V41H159ZM173 40V41H172ZM194 40H197V41H194ZM210 40V39H209ZM245 40V41H244ZM14 41V42H13ZM35 41L37 42V43H35ZM43 41V42H42ZM45 41V42H44ZM66 41H68L69 43L70 42H72L70 45L69 44H67L66 43ZM92 43H91V42ZM94 41H95V44H94ZM136 41V42H135ZM138 41V42H137ZM155 41V42H154ZM157 41V42H156ZM165 41V42H164ZM168 41V42H167ZM172 41V42H171ZM193 41V42H192ZM206 41V42H205ZM223 41H225V43L226 42H228L229 41V44H225V45H221L220 43H222ZM13 42V43H12ZM76 42H78V43H76ZM114 43V45L115 44H117V43ZM122 42H124V43H122ZM128 42V43H127ZM134 42L136 43V45L134 44ZM148 42V44H146ZM187 42H189V43H187ZM191 42H192V44H191ZM200 42L202 43V42H204V43H202V45L200 44ZM210 43V45H209V43ZM3 43V44H2ZM60 43H61V45L64 43V45L65 46H63V47H68L69 46V48L68 49H70V50H73V52L71 53H69V51L70 50H67L66 51V49L64 48L63 50L61 49V48H63V47H61V45H60ZM90 43V44H89ZM121 43H122V45H121ZM133 43V44H132ZM141 43V44H140ZM151 43V44H150ZM167 43V44H166ZM216 45H215V44ZM50 44H53V45H50ZM77 44H79V45H77ZM91 44H94V45H91ZM103 44V43H102ZM124 44V45H123ZM127 44V45H126ZM131 44V45H130ZM146 44V45H145ZM150 44V45H149ZM155 44V45H154ZM160 44V45H159ZM174 44V45H173ZM190 44V45H189ZM205 44H208L210 47V49L207 47V48H205L204 46H205ZM222 44H224V43H222ZM15 45V46H14ZM17 45V46H16ZM54 45H55V47H54ZM67 45V46H66ZM73 45H74V47L76 48V46H77V48L75 49H71V48H73ZM91 45V46H90ZM145 45V47H143ZM168 45V46H167ZM169 45H171V47L169 46ZM194 45V46H193ZM246 45V46H245ZM34 46H36V47H34ZM41 46H39V47H41ZM45 46H47V47H49V50L48 49H46L47 47H45ZM52 46V47H51ZM85 46V47H84ZM94 46V47H93ZM207 46V45H206ZM212 46H214V47H212ZM224 46H226V48L224 47ZM247 46H249L248 48H247ZM255 46H257V45H255ZM0 47V48H1ZM45 47V48H44ZM54 47V48H53ZM78 47H79V49H78ZM84 49H87V48H91L90 50H88L89 52H91V53H89L87 50L85 51V50H82L83 48ZM122 47V48H121ZM224 49H223V48ZM229 47H231V48H229ZM18 48V49H17ZM33 48H35V49H33ZM50 48H52V49H50ZM60 48V49H59ZM82 48V49H81ZM137 48V49H136ZM144 48V49H143ZM161 48V49H160ZM163 48V49H162ZM175 48V49H174ZM183 48V49H182ZM202 48V49H201ZM215 48V49H214ZM251 48V49H250ZM37 49V50H36ZM56 49V53L54 52V50ZM124 49V48H123ZM139 49V50H138ZM147 49H150V50H147ZM160 49V50H159ZM207 49V50H206ZM249 49V50H248ZM255 50V52H253L254 50ZM45 50H46V52H45ZM58 50H60V51H62L61 52V54H60V52H59V54H58ZM66 51V53L65 54H63V51ZM75 50H77L76 52H78V54L75 52ZM78 50H80V52L81 53H88V58L89 59H85V56H86V54L84 55V54H82V56L84 57H80L81 56V54H79L80 52L78 51ZM82 50V51H81ZM140 50H142L141 52H140ZM144 50H145V52L147 53V54H149V55H146V53L143 55V53H144ZM224 50H226V51H224ZM235 50V51H236ZM246 50H248V51H246ZM253 50V51H252ZM47 51H49L48 53H47ZM64 51V52H65ZM93 51V52H92ZM96 51H98V50H96ZM175 53V55H174V53ZM185 51V52H184ZM210 51L212 52V53H210ZM251 51V52H250ZM257 51V52H256ZM15 52V53H14ZM69 54H68V53ZM178 52V53H177ZM195 52V53H194ZM226 52V53H225ZM248 52H250V54L248 53ZM253 52V55L251 56V53ZM46 55H45V54ZM76 53V54H75ZM142 53V54H141ZM182 53V54H181ZM58 54V55H57ZM72 55L71 57L69 56V55ZM74 54H75V56H74ZM94 54H95V56H97L98 54V56L97 57H94ZM153 54H155V55H153ZM172 54V55H171ZM178 54V55H177ZM186 54V55H185ZM188 54H189V56H188ZM199 54V55H198ZM225 54H229L228 56L227 55H225ZM230 54H231V56H230ZM18 55H19V51H18ZM62 55H63V57L65 56H67L68 55V57H64V59H63V57H62ZM76 55H77V57H76ZM169 55H171V56H173V57H171V56H169ZM180 55V56H179ZM181 55H183L182 57H181ZM219 55V56H218ZM37 56V55H36ZM58 56H61V57H58ZM140 56V57H139ZM142 56V57H141ZM154 57V58H152V57ZM196 56V57H195ZM215 56V57H214ZM221 56L223 57V58H221ZM257 56H255V57H257ZM260 56V55H259ZM261 56H262V53H261ZM14 57V58H15ZM39 57V56H38ZM69 57H70V60H69ZM74 57V58H73ZM75 57H76V59H75ZM87 57V56H86ZM90 57L92 58V59H90ZM134 57H135V59H134ZM60 58H62V60L60 59ZM81 58V59H80ZM84 60H83V59ZM168 58V59H169ZM184 58V59H183ZM189 59V60H187V59ZM202 58V59H201ZM212 58H213V60H212ZM217 58V59H216ZM219 58H221V62H220V59ZM227 58V60H225ZM77 59H79V60H77ZM99 59H102V61L100 60L99 61ZM124 59H126L125 61H124ZM128 59V60H127ZM151 59V60H150ZM175 59H177V58H175ZM196 59V60H195ZM223 59V60H222ZM56 60H59L58 62L56 61ZM61 60V61H60ZM65 60H67V61H65ZM76 62H75V61ZM93 60V61H92ZM161 60V61H160ZM171 60V59H170ZM203 60V61H202ZM205 60V61H204ZM225 60V61H224ZM230 60V61H229ZM70 61H73V62H70ZM84 63H83V62ZM86 61H87V63H89V64H87L86 63ZM123 61V63H120V62H122ZM130 63H129V62ZM155 63H154V62ZM159 62L160 61V65L157 63V62ZM168 61V62H167ZM187 61V62H186ZM190 61V62H189ZM194 61V62H193ZM229 61V62H228ZM235 61H236V63H235ZM71 63V65H67V63ZM128 64H127V63ZM150 62V63H149ZM169 62H172L171 64H169L168 65V63ZM204 62V63H203ZM208 62V64H206ZM232 62V63H231ZM77 63V64H76ZM80 65H79V64ZM86 63V64H85ZM101 63H104V64H101ZM119 63V64H118ZM134 63V64H133ZM146 65H144V64ZM152 63V64H151ZM153 63H154V65H153ZM182 63V64H183ZM199 63V64H198ZM203 63V64H202ZM209 63H211V64H209ZM214 63V64H213ZM227 63H228V65H227ZM230 63H231V65H230ZM262 64H263V62H261ZM2 64V67L0 68V89H2V90H11V88H12V86H13V81H14V78H15V76L17 75V72L20 70V69H18V68H16L15 69V67H14V70H13V68H12V70L11 69H8V68H6L7 66H4L3 65V63H1ZM61 64H63V66L61 65ZM73 64H75L76 65V67H75V65L73 66ZM82 64L85 66H82ZM101 64V65H100ZM113 64V65H112ZM127 65V67L128 68H126V65ZM132 66H131V65ZM138 64V65H137ZM142 64V65H141ZM150 64V65H149ZM174 64H176V63H174ZM193 64H194V66H193ZM262 64H260L262 67L264 66V64L262 65ZM65 65H66V67H65ZM81 66L80 68L78 67V66ZM87 65H89L90 67H87ZM100 65V66H99ZM116 65H119V67L117 68V66H116V68H115V66ZM123 65H124V67H123ZM131 67H130V66ZM134 65H136L134 68H133V66ZM153 65V67H151ZM166 65H168V67L166 68ZM206 67H205V66ZM208 65V66H207ZM1 66V65H0ZM114 66V68L116 69V70H118L117 72V77L116 76H113V73L115 72L114 70V68H112L111 69V67H113ZM138 66V67H137ZM140 66H141V68H140ZM160 68H162L163 66H165V68L167 69V70H170L169 72H167V70L163 67L162 68V70H163V72H162V70L160 69V72L161 73H157V71L155 70V69H159V67ZM185 66V65H184ZM231 68H230V67ZM236 68V69H234V67ZM260 66V70H262L263 68ZM122 67V68H121ZM129 67L131 68V69H129ZM147 67H148V69H147ZM193 67V68H192ZM197 67V68H196ZM204 67V68H203ZM231 69V71L232 72H234L233 74H232V72L231 71H229L230 69ZM60 67L58 68V69H61ZM77 68V69H76ZM124 68V69H123ZM139 68H140V70H139ZM169 68V69H168ZM173 68V69H172ZM228 68V69H227ZM18 69V70H17ZM54 69H55V67H54ZM57 69V68H56ZM83 69V70H82ZM125 69H127L126 71H125ZM134 69V70H133ZM141 69H142V71H141ZM155 70V71H152V70ZM171 69H172V71H171ZM196 69V70H195ZM203 69V70H202ZM206 69V70H205ZM10 70V71H9ZM15 70H17V71H15ZM82 71V72H80V71ZM110 70V71H109ZM112 70V71H111ZM122 70H124V72H122ZM138 70V71H137ZM147 70H148V72H147ZM150 70V71H149ZM177 70V69H176ZM181 70V71H180ZM211 71L212 73H210L209 71ZM228 70V71H227ZM21 71V70H20ZM20 71L18 72L19 74H20ZM57 71V70H56ZM114 71V72H113ZM130 71V72H129ZM131 71H132V73H131ZM184 71V72H185ZM236 71V72H235ZM111 72H113V73H111ZM123 74H122V73ZM144 72V73H143ZM175 72V73H176ZM209 72V73H208ZM111 73V74H110ZM125 73V74H124ZM131 73V74H130ZM137 73V74H136ZM143 73V74H142ZM155 73H157V74H155ZM163 73H167L166 75L164 74L163 75ZM214 73V74H213ZM230 73V74H229ZM141 74V75H140ZM149 74V75H148ZM152 74V75H151ZM161 74V75H160ZM202 74V73H201ZM207 74V75H206ZM227 76H226V75ZM127 75V76H126ZM130 77H129V76ZM132 75V76H131ZM133 75H134V77H133ZM140 75V76H139ZM145 75V76H144ZM156 75V76H155ZM162 75H163V77H162ZM187 75L188 74H184V76H183V78L185 77V79H187ZM108 76V77H107ZM122 76V77H121ZM126 76V77H125ZM155 78H154V77ZM215 76V75H214ZM231 76H233V77H236L238 80L236 81V86H235V84H231L230 83V78H231ZM260 76V75H259ZM113 78V77H116V78H113V80H110L111 78ZM121 77V78H120ZM166 77V78H165ZM172 77V76H171ZM190 77V76H189ZM230 77V78H229ZM232 77V78H233ZM261 77V76H260ZM119 79V81H118V79ZM135 78V79H134ZM114 79L115 80H117V81H115V82H113L114 81ZM125 79H127V80H125ZM138 79V80H137ZM133 80V81H132ZM147 80V82H145ZM124 81V82H123ZM136 81V82H135ZM149 81V82H148ZM130 82H132V83H130ZM135 82V83H134ZM144 82H145V84H144ZM226 82H227V80H226ZM258 82V83H259ZM112 83H116L117 84V86L114 84V86H113V88H112V86H111V84ZM118 83H122V84H119V85H121V86H118ZM136 83H137V85H139L140 87H138V86H136ZM138 83H140V84H138ZM251 84V87H249L250 86V84ZM152 84H154V85H152ZM113 85V84H112ZM124 87H123V86ZM193 85H196V83L195 84H193ZM229 86V89H228V86ZM232 85H234V86H232ZM146 86V87H145ZM248 86V87H247ZM254 86V87H253ZM258 88H256V87ZM121 88V90H120V88ZM141 87L144 89H142V90H138L139 88L141 89ZM148 87V88H147ZM156 87V88H155ZM159 87H160V85H159ZM234 87V88H233ZM110 88V89H109ZM115 88V90L113 91V89ZM124 88V89H123ZM127 88V89H126ZM135 88H137V89H135ZM146 88V89H145ZM151 88V89H150ZM231 88H233V89H231ZM242 88H244V89H242ZM247 88V89H246ZM256 89V90H252L251 89V91L249 90V89ZM112 89V90H111ZM118 89V90H117ZM132 89V90H131ZM153 89L155 90V92L153 91ZM238 89V90H237ZM240 89V90H239ZM124 90V91H123ZM129 90V91H128ZM136 90H138V91H136ZM145 90H147V92H144ZM228 90V91H227ZM120 91V92H119ZM123 91V93L121 94V92ZM139 91H141V93L139 92ZM227 91V92H226ZM238 91H242L241 93L240 92H238ZM116 92H119L118 94L116 93ZM131 92V93H130ZM147 93L146 95H144V93ZM148 92H149V94H148ZM230 92V93H229ZM233 92V93H232ZM143 93V94H142ZM221 93V94H220ZM108 94V93H107ZM114 94H116L117 96H115ZM142 94V95H141ZM151 94V95H150ZM157 94V95H156ZM247 96H246V95ZM115 96V97H112V96ZM139 95H141V96H139ZM260 95V96H259ZM112 97V99L111 98H107V97ZM142 96H144L143 98H142ZM146 96V97H145ZM219 96V97H220ZM230 96V97H229ZM256 96V97H255ZM263 96V97H262ZM104 97V98H103ZM117 97V98H116ZM249 97H250V100H249ZM251 97H252V99H251ZM254 97H255V99H254ZM259 99H258V98ZM122 98H124V99H122ZM131 98V99H130ZM146 98V99H145ZM159 98H161V99H159ZM221 98H219L220 99V101H221ZM244 98H247L248 99V101H247V99H244ZM114 99H117V100H115V101H117L118 102V104H115V103H117V102H115L114 101ZM121 99V100H120ZM142 99V100H141ZM113 102H112V101ZM120 100V101H119ZM133 100V101H132ZM154 100V101H153ZM253 100V101H252ZM147 101V102H146ZM153 101V102H152ZM155 101H157L156 103H155ZM221 101V102H222ZM228 101V102H227ZM236 101V102H235ZM247 101V102H246ZM261 101V102H260ZM115 102V103H114ZM161 102H162V104H161ZM249 102V103H248ZM122 103H124V105H122ZM165 103V104H164ZM175 103V102H174ZM237 103V104H236ZM113 104H115V106L113 105ZM119 104H121L122 106V108H126V109H123V110H121V112H120V109H122V108H120V107H118V106H120ZM128 104H130L129 105V107H131V110H129L130 108L128 107ZM157 104V105H156ZM161 104V105H160ZM102 105V106H103ZM108 105H109V107H108ZM138 107H137V106ZM219 105V106H218ZM232 105V106H231ZM101 106V107H102ZM110 106H111V108H110ZM124 106V107H123ZM127 106V107H126ZM146 106V107H145ZM153 106V107H152ZM161 106V107H160ZM162 106L163 107H165L166 106V108L168 107L169 109H171L170 111H168L167 113H164L163 114V108H162ZM110 110H109V109ZM129 108V109H128ZM138 108V109H137ZM173 108H174V110H173ZM179 108V109H178ZM263 108V109H262ZM135 109V110H134ZM144 109V110H143ZM138 110V111H137ZM155 110V111H154ZM174 112H173V111ZM221 110V111H220ZM127 111H130V112H127ZM161 113H160V112ZM131 112H132V114L134 113V118H133V116H132V114H131ZM140 112V113H139ZM166 112V111H165ZM105 113H107V112H105ZM123 113H125V114H123ZM131 115H130V114ZM136 113V114H135ZM154 115H153V114ZM159 113V114H158ZM120 114L122 115V116H120ZM129 114V116L127 117V116H125V115H128ZM137 114L139 115V118L141 117L142 119H143V121L145 122L147 119H148V121L150 122L151 120H152V122L151 123H148L147 121L145 122V123H143V121L140 119V121H138L139 119H138V117L136 118L135 117V115L137 116ZM141 114H145L144 115V118H143V115H141ZM163 114V115H162ZM166 114V115H165ZM115 115V117L113 118V116ZM159 115V116H158ZM118 116V117H117ZM152 116V117H151ZM153 116H156V120L157 119H159L158 121H160L159 123H158V121L156 122V120H154V117ZM161 116V117H160ZM170 116L168 117V119L170 118ZM122 117H124V118H122ZM125 117L128 119V120H126L125 119ZM130 117V118H129ZM131 117H132V119H135V120H132L131 119ZM148 117V118H147ZM159 117V118H158ZM252 117V118H251ZM255 117V118H254ZM118 118V119H117ZM122 118V119H121ZM151 118V119H150ZM163 118V117H162ZM261 118V119H260ZM101 119H103L102 117H101ZM116 120V122L114 121V120ZM146 119V120H145ZM171 119V118H170ZM169 119V120H170ZM173 119H175V118H173ZM202 119V118H201ZM255 121H254V120ZM137 120V121H136ZM141 121H142V123H141ZM155 121V122H154ZM201 121V122H200ZM115 122V123H114ZM153 122H154V124H153ZM116 123H118V124H116ZM158 124L157 126H154V128H153V125H156V124ZM210 123H211V125H210ZM147 124V125H146ZM149 124V125H148ZM129 125V126H128ZM146 125V127H144V126ZM164 125V124H163ZM163 125H162V127H163ZM198 125V126H199ZM112 126V127H111ZM120 126V127H119ZM122 126V127H121ZM135 126V127H134ZM151 126V127H150ZM200 126V127H201ZM104 127V126H103ZM117 127V128H116ZM119 127V128H118ZM148 127H150V128H148ZM139 128V129H138ZM175 128V127H174ZM202 128V127H201ZM222 130H221V129ZM117 129V130H116ZM135 129L137 130V132L135 131ZM144 129H146V130H144ZM132 130V131H131ZM144 130V131H143ZM190 130V129H189ZM114 131V132H115ZM139 131V132H138ZM223 131V132H222ZM109 132V131H108ZM132 132H135V133H133L132 134ZM103 133V132H102ZM113 133V132H112ZM118 133V134H117ZM117 133H113L114 135H120L119 137L118 136H114L113 137V134H111V132H110V134L112 135V137H113V139H111V140H115V141H119V139H121L118 143H120V144H118L117 142H114V141H112L113 143H115V144H118V145H115V144H113L111 141H110V138H112V137H107V136H111L109 133L107 134V132L105 133H103L106 137H95V141H96V145H99V146H97V147H103V146H100V145H102L101 144V142L99 141L98 142V138L99 139H102V138H104V140H106L105 138H109L108 139V143H110V145H115V146H113V148L114 147H121V145H122V147H121V149H120V147H119V149L118 148H114L113 150L112 149H110L112 146H109V145H107V146H105V147H103V148H106V149H108V150H111V151H122V150H125V149H122V148H124V147H126L125 145L123 146V139L126 141V139L123 137V136H121V131L120 132H117ZM124 133H125V130H124ZM136 133H138V134H136ZM103 134H102V136H103ZM134 134H136V135H134ZM143 134V135H142ZM220 134V135H219ZM256 134V135H255ZM146 135V134H145ZM97 136H99V135H97ZM101 136V135H100ZM134 136H136V137H134ZM140 136V135H139ZM221 136H222V138H221ZM257 138H256V137ZM260 138H259V137ZM115 137H118V138H115ZM121 137V138H120ZM257 139H255V138ZM115 138V139H114ZM221 138V139H220ZM253 140H252V139ZM258 138L260 139V141L258 140ZM117 139V140H116ZM130 139H132V138H130ZM139 139V138H138ZM110 141V142H109ZM256 141V142H255ZM259 141V142H258ZM109 146V147H108ZM218 147H219V149H218ZM218 149V150H217ZM251 151V152H250ZM253 152V153H252ZM99 156H101V154H100V152H98L97 153ZM104 155V154H103ZM246 155V156H245ZM252 155V156H251ZM243 156V157H242ZM242 157V158H241ZM244 157L246 158V160L244 159ZM220 158V159H219ZM251 158V159H250ZM146 162V161H145ZM145 162H143V164L145 163ZM248 162V163H247ZM144 166H146V167H149L150 169H151V165H149V163L147 162L146 164H144ZM107 167H109V169L111 168V165L109 166H107ZM106 167V168H107ZM148 168V169H149ZM255 168V169H254ZM251 169H252V171H251ZM254 171V172H253ZM97 174V180H99L98 181V188H105V186H104V180L101 178L102 177V175H101V177H100V174H98V173H96ZM7 176V175H6ZM6 176H4V177H6ZM12 176V175H11ZM14 176V175H13ZM11 177V179H9L8 181H9V183H10V185L12 186V187H16V188H18L20 191L21 190H23V191H21L23 194H24V192H25V194L23 195L22 194V196L24 197L25 196V199L26 200H24L23 201V203L26 205V206H32V204L31 203H33V206L34 205H36L35 203H36V199L31 195V198H29V196H28V194H30V191H31V194H32V188L30 187V188H28L29 186H28V184H25V185H27V187L26 186H24V184H22V183H19V182H16L15 180H16V178L15 177ZM98 176L101 178H98ZM218 177H220V179L218 178ZM8 178H10V176L8 175ZM8 178H6V179H8ZM14 178V180L13 181H15V183L13 182V181H11L12 179ZM81 180H79V182H80ZM79 182L77 183V187L78 188H80V190L82 191V192H84V191H87V190H89V189H91L92 187H90V184L89 183H86L85 181H81L80 182V185H79ZM18 183L20 184V186H21V184L23 185V186H19L18 185ZM220 184H221V186H220ZM103 186V187H102ZM92 190H93V188H92ZM29 193H28V192ZM99 191V190H98ZM27 192V193H26ZM23 199V198H22ZM27 199H32V201L31 202H28L29 200H27ZM222 204H224V205H222ZM237 204H239V205H237ZM33 206H32V208H33ZM35 208L37 209V207L35 206ZM34 209V208H33ZM257 209H260V210H256ZM35 211V210H34ZM36 212V211H35ZM258 212V213H257ZM225 215H224V214ZM8 215V217H9V219H10V221L9 220H0V230H1V232H2V230L4 229V228H8V229H4L3 231H14V228H18L19 229V227H17V225H19V223L16 225V224H14V223H16L15 221H12V217H11V215H9V214H7ZM225 216V217H224ZM227 216V217H226ZM229 217H231V219L229 218ZM84 218V219H83ZM87 218V217H86ZM84 216H82V218H81V216H80V218H76V219H73V222L75 221V224H73V222H72V224H73V231L75 232V237H76V240H78L79 239V241L77 242L76 241V243L77 244H80V245H77L76 244V246L83 252H81V251H79V252H76V253H78V254H76L75 253V255H77V256H74V254H71L70 255V253H72V252H69L68 253V251H71V249H70V247H69V249H68V247H65L66 248V251L67 252H65L66 253V258L70 255L71 257V259L72 258H74L75 260H69L70 262V264H82L83 263V257H86V255H84L83 256V254L85 253V254H90V252H91V255L90 256H87V257H89V258H92V260L95 262V260H96V258H94V257H97V259L98 258H100V259H103L101 262H100V259H98L99 260V263H97L98 262V260H96V262H95V264L97 263V264H103L104 262V264H111V263H113V264H116L115 262H117V264H123V259H125V257H127L125 260H127V259H129V260H127V261H130L129 262V264H131V263H133L134 261H135V263L134 264H139L138 263V261H136L135 259H134V257L132 256V255H130L128 252H130V251H128V247L130 246V245H128L129 243H128V238H127V242L125 241V240H123V241H121V240H119L117 237V235H115L114 236V234H109L108 235V237H105L104 239H102V240H105L106 238V240H105V243L104 242H102V240H100V245H98V238H99V235H97L98 234V224L97 223H99L100 224V221L98 220L96 223H94L96 220L94 219L93 221V223H90L89 224V222H88V225L86 224V221H87V219H86ZM84 220H86L85 222H84ZM225 220H227V221H225ZM232 220V221H231ZM235 220H237V221H235ZM4 221H6V223H7V221L8 222H10V223H4L3 224V222ZM11 221L12 222H14V223H12L13 225L11 226L10 224H11ZM34 221L35 222H38V223H34ZM195 222H196V225L199 223L200 224V222H198V221H196V220H194ZM194 221H190L189 223L191 224V226L194 224V226H192V229H193V227L195 228V230L193 231V230H191L190 229V225H188L187 227H186V229H187V231H186V235H188L187 236V238L189 237L190 239H191V241L192 242H194L195 243V240H196V238L198 237V236H201L203 239H200L201 241L203 240V242H202V245L206 242V243H209V245H207L206 243L204 244V245H206V247L203 245V247H205V248H207V246H209L210 248H214V246H213V242L211 241V240H213V239H215V238H213V239H211L212 237L210 236H207V234H205V232H204V230H202V231H200L201 229V224L199 225H197L198 227L200 226V228H198L197 226L195 227V223H193ZM1 222H2V224H1ZM40 222H41V220L39 221L36 217L32 220V226L34 227V225L35 224H37L38 226H40V227H38V226H36L37 227V229H39V228H41V227H44V225L42 224V226L41 225H39L40 224ZM225 222H226V224H225ZM233 222V223H232ZM237 224H236V223ZM34 223V224H33ZM41 223H43V222H41ZM77 223V224H76ZM217 223V222H216ZM230 223V224H229ZM235 223V224H234ZM6 224V225H5ZM22 224V223H21ZM85 224H86V226H85ZM232 225V226H229V225ZM241 224H242V226L244 225V226H246V229L244 228V227H242L241 226ZM5 225V226H4ZM76 225L77 226H79V225H81L80 227H81V229L79 230L78 229V227H76ZM93 225V226H92ZM2 226L4 227L3 229H2ZM7 226V227H6ZM8 226H10V227H8ZM14 226V227H13ZM21 226H23V224L21 225ZM88 226V227H87ZM116 226H118V225H116ZM190 226V227H189ZM228 226V227H227ZM12 227H13V230H12ZM79 227V228H80ZM96 227V228H95ZM248 227V228H247ZM35 228V227H34ZM98 228V229H97ZM118 228V227H117ZM198 228V229H197ZM231 228V229H230ZM245 230H244V229ZM11 229V230H10ZM15 229V230H16ZM36 229V228H35ZM89 229V230H88ZM95 229V230H94ZM189 229H190V233H189ZM200 229V230H199ZM218 229V230H217ZM225 229V230H224ZM249 229V230H248ZM231 230V231H230ZM244 230V231H243ZM246 230H248V231H246ZM196 234H194L193 232ZM199 231V232H198ZM241 231H243L244 232V234L245 235H248V233L250 234L249 236H245V235H243V232L241 233ZM192 232V233H191ZM197 232V233H196ZM202 232H204V234H201ZM232 232V233H231ZM246 232H247V234H246ZM253 232V233H252ZM188 233V234H187ZM199 233V234H198ZM234 233H235V235H234ZM239 233H240V235H243V237H250L249 238V240H247L248 238H246V239H244V240H242V239H240V236H239V238H238V235H239ZM189 234H193V236H189ZM197 234H198V236H197ZM238 234V235H237ZM203 235V236H202ZM209 237L208 239H207V237ZM228 237H227V236ZM229 235H231V236H229ZM235 236V238H234V236ZM251 235H252V237H251ZM259 235V236H258ZM261 235H262V238H261ZM110 236V237H109ZM114 236V237H113ZM194 236H197V237H194ZM204 236H205V238L208 240V242L206 241V239H205V242H204ZM221 236V237H220ZM233 236V237H232ZM256 236H258V238L256 237ZM78 237V238H77ZM194 238V239H192V238ZM200 237V238H201ZM216 238L217 240L219 239V238ZM222 237H223V239H225L224 237H226L227 239H228V241L226 242V240H223L222 239ZM242 237V236H241ZM115 238V239H114ZM125 238V239H126ZM188 238V239H189ZM199 238V237H198ZM197 238V243L199 244V246H200V248L202 247L201 245H200V240ZM114 239V240H113ZM118 241H117V240ZM186 239V238H185ZM211 239V240H210ZM234 239H236V240H234ZM242 240V241H244L245 242V244L241 241V243H240V240ZM255 239V240H254ZM187 240V239H186ZM199 240V241H198ZM222 240H223V242H222ZM245 240H247V241H245ZM259 240H261V241H259ZM81 241V242H80ZM109 241H110V243H111V245H109L110 243H109ZM111 241H113V242H111ZM117 241V242H116ZM121 241V242H120ZM190 241V240H189ZM188 240H187V243H189V245L187 244V243H185V245H187L186 246V248H184V251H187V256L189 255V254H191V255H196V254H200V252L202 253L205 249H200L199 248V246L197 245V243L194 245V243H190ZM209 241H211V242H209ZM235 241H237V242H235ZM106 242H108V243H106ZM124 242V243H123ZM222 242V243H221ZM249 242V244L248 245H250V247L249 246H247L248 248H249V256H247V257H249L250 258V256H251V258H253V261H250L251 260V258L249 259V260H247L248 258L246 257V256H244V255H246V254H248L246 251V249H248L247 247H245L246 245H247V243ZM259 242V243H258ZM262 242V243H261ZM104 243V244H103ZM122 243H123V247H122ZM260 243H261V245H260ZM116 244H117V246L119 245V244H121V246L119 247H117L116 248ZM126 244V245H125ZM159 244V243H158ZM215 244V243H214ZM232 244V245H231ZM238 244H240V246L238 245ZM112 245H114L113 247H112ZM193 245H194V247H193ZM213 247H212V246ZM228 245V247H233V248H229L228 249V247L226 248V246ZM245 245V246H244ZM260 245V246H259ZM82 246V247H81ZM99 246V247H98ZM104 246L105 247H107V248H109V250L107 249V248H104ZM172 245H170L169 244V247H171ZM188 246H192L191 247V251H190V249L188 250ZM197 246V247H196ZM220 246V247H219ZM222 245H218V247L221 249V251L222 250H224V247L222 246ZM263 246V247H262ZM61 247H63L62 246V244H61ZM76 247V248H77ZM97 247V248H96ZM121 247L124 249V250H126V251H124L123 249V251L125 252V254H124V252L122 251V250H120L119 251V249H121ZM125 247V248H124ZM173 248L175 247L174 245L172 246ZM198 249V250H195L193 253H191L192 252V248L193 249H196V248ZM208 247V248H209ZM235 247V248H234ZM241 247H242V249H241ZM244 247H245V249H244ZM252 247V248H251ZM77 248V249H78ZM95 248V249H94ZM101 248H103L105 251H106V253H110V251H111V253L110 254H108V255H110L109 257L107 256V255H103L102 253H104L105 254V251L103 250V249H101ZM114 248H116V249H114ZM173 248H169L170 250L171 249H173ZM178 248H181V247H178ZM208 248L206 249V250H208ZM210 248H209V250H210ZM254 248V249H253ZM113 250V252L115 253H113L112 252V250ZM168 249V250H169ZM176 249H177V247H176ZM227 249V250H226ZM233 249V250H232ZM252 249V250H251ZM47 250H52V248L50 247V248H47ZM47 250H45V251H47ZM65 250V249H64ZM91 250V251H90ZM95 250H97V251H95ZM108 250V251H107ZM116 250H117V252H116ZM173 250H175V249H173ZM202 250V251H201ZM209 250L208 251H206V253L208 252V254L207 255H205L204 254V252L201 254V256H203V254H204V256H207V257H204V259H202V260H204L203 262H204V264H213V263H211V261L213 262V258H214V256H211V255H214V253L215 252H213V251H210L211 252V254L209 253ZM231 250V251H230ZM245 250V253L243 252ZM88 251V252H87ZM118 251H119V253H118ZM122 251V252H121ZM128 251V252H127ZM188 251H190L189 253H188ZM196 251H199L198 253L196 252ZM240 251V252H239ZM75 252V251H74ZM73 252V253H74ZM196 252V253H195ZM244 254H243V253ZM80 253H81V255L83 256H81L80 257ZM94 253V254H93ZM114 254V255H116V253H117V255H116V258H119L120 257V259H121V257H122V262L120 263V259H117V260H114L115 259V257H112V255L111 254ZM122 253H123V255H122ZM127 253V254H126ZM213 253V254H212ZM224 253V252H223ZM222 253V254H223ZM93 254V255H92ZM96 254V255H95ZM100 254H102V256H103V258L102 257H99V255ZM118 254H119V257H118ZM218 255V253H215V255ZM238 254V255H237ZM243 254V255H242ZM252 254V255H251ZM8 255L9 256H4V259L3 260H0V262H3V263H1V264H20V262H17V261H8L7 260V258L10 260H13L14 258H12V254L10 255L9 253H8ZM68 255V256H67ZM74 257H73V256ZM130 255V257L128 258V256ZM176 257H178L176 254H174ZM173 255V256H174ZM183 255H186V253L184 252V254ZM182 255V256H183ZM191 255H189V257L191 256ZM208 255H210V256H208ZM79 256V257H78ZM93 256V257H92ZM101 256V255H100ZM107 258H106V257ZM174 256V258H176ZM187 256H185L186 258V261L184 260V261H182V262H186L187 264H188V259L190 260V259H192L190 262L191 263H193L194 264V258L196 259V257L198 258V256L199 255H197V256H192L191 258H188ZM201 256H199V257H201ZM219 256V255H218ZM218 256H216L215 258H218V262L216 263V261H214V264H219V263H224L225 261L223 260V262L222 261H220L219 262V257ZM239 256V257H238ZM256 256V257H255ZM5 257H6V259H5ZM11 257V258H10ZM35 257V256H34ZM33 257V260L35 259ZM37 257V259H36V261L34 260H32L31 258H30V260H29V263L27 262L28 260H26V259H24V260H22L21 261V263L23 264V263H26V264H36V262H38V260H39V258H40V262H38V264H53L52 263V261H51V259L48 257H45V256H36ZM39 257V258H38ZM43 257H45V258H43ZM111 257V258H110ZM242 257V258H241ZM245 257L247 258V259H245ZM42 258H43V261H42ZM79 258V259H78ZM87 259V260H90V259ZM107 260H106V259ZM114 258V259H113ZM130 258L131 259H134L133 261L132 260H130ZM178 258H180V257H178ZM177 258V259H178ZM184 259V257H181V259L180 260H183ZM205 258H206V260H205ZM208 258V259H207ZM234 258V259H233ZM239 258V259H238ZM255 258V259H254ZM259 258H261V259H259ZM45 259H48V260H46L45 261ZM69 259V258H68ZM68 259H65V262L63 263V264H68ZM109 259L111 260V261H109ZM112 259H113V261H112ZM209 259H211V261L209 260ZM213 259V260H212ZM241 259V260H240ZM245 259V260H244ZM7 260V261H6ZM16 260V259H15ZM21 260V259H20ZM32 260V261H31ZM80 260H82V261H80ZM85 260V259H84ZM84 261V263H88V264H93L94 262H92V260H91V263H90V261ZM106 260V261H105ZM120 260V261H119ZM124 260V261H125ZM164 259L163 258H160L159 257V259L157 260L158 261V263H160V264H163L162 263V261H163ZM179 259H178V262H177V260H173L172 262H167V263H165L164 262V264H175V262H176V264L177 263H179V264H181L182 262L180 261ZM199 260H201V259H197V260H195L196 261V263L197 264H201L200 263V261ZM221 260H222V258H221ZM227 260V261H228ZM256 260V262H254ZM260 260V261H259ZM18 261H19V259H18ZM23 261H26V262H23ZM31 261V262H30ZM44 262V263H42V262ZM48 261H51V262H48ZM67 261V262H66ZM115 261V262H114ZM157 261L155 262H153V263H155V264H158L157 263ZM160 261V262H159ZM175 261V262H174ZM209 261V262H208ZM237 261V262H236ZM248 261V262H247ZM14 262V263H13ZM45 262H47V263H45ZM73 262V263H72ZM189 262V263H190ZM199 262V263H198ZM207 262V263H206ZM252 262H254V263H252ZM263 263H264V259H263V261H262ZM262 262H260V264L262 263ZM152 263V264H153ZM185 263V264H186ZM190 263V264H191ZM228 263H229V261H228ZM262 263V264H263ZM124 264H126V261H125V263ZM128 264V263H127ZM183 264V263H182ZM203 264V263H202ZM225 264H227V262H225Z\"/></svg>", "mask_w": 264, "mask_h": 264}]
</instances>
